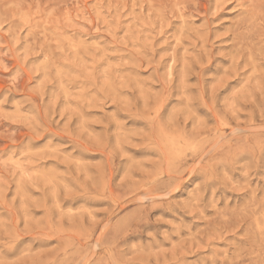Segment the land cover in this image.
<instances>
[{
    "label": "rangeland",
    "instance_id": "obj_1",
    "mask_svg": "<svg viewBox=\"0 0 264 264\" xmlns=\"http://www.w3.org/2000/svg\"><path fill=\"white\" fill-rule=\"evenodd\" d=\"M0 264H264V0H0Z\"/></svg>",
    "mask_w": 264,
    "mask_h": 264
}]
</instances>
